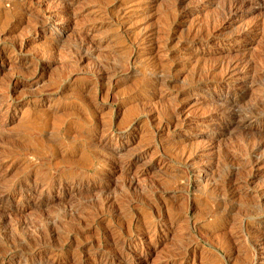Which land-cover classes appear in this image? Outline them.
<instances>
[{"label": "rangeland", "instance_id": "obj_1", "mask_svg": "<svg viewBox=\"0 0 264 264\" xmlns=\"http://www.w3.org/2000/svg\"><path fill=\"white\" fill-rule=\"evenodd\" d=\"M244 1L0 0V264H264Z\"/></svg>", "mask_w": 264, "mask_h": 264}, {"label": "bare ground", "instance_id": "obj_2", "mask_svg": "<svg viewBox=\"0 0 264 264\" xmlns=\"http://www.w3.org/2000/svg\"><path fill=\"white\" fill-rule=\"evenodd\" d=\"M230 1L231 0H229V2H228V4L230 5ZM238 1V0H237ZM240 2V1H239ZM242 2V1H241ZM243 2H245L244 0H243ZM234 3H235V1H234ZM248 3V2H247ZM236 4V3H235ZM241 4V3H240ZM233 5V4H232ZM239 5V4H238ZM243 5V4H242ZM228 6V5H227ZM231 7V6H230ZM238 7V6H237ZM240 7V6H239ZM228 9V8H227ZM232 9V8H231ZM231 9H229V11L231 10ZM235 10V9H234ZM233 10V11H234ZM229 11H227L228 13H230ZM232 12V11H231ZM235 12V11H234ZM238 12V11H237ZM235 14V13H234ZM229 16V15H228ZM16 48V47H15ZM229 67V66H228ZM231 68V67H230ZM229 70V69H228ZM227 72V71H226ZM231 72V71H230ZM258 146V145H257ZM257 162H258V160H256ZM256 162V163H257ZM259 164V163H258ZM61 184V183H60ZM61 186V185H60ZM72 188V187H71ZM80 188V187H79ZM68 190V189H67ZM58 191V190H57ZM72 192V191H71ZM6 198V197H5ZM1 212V211H0ZM1 215V214H0ZM117 253V252H116ZM25 257V256H24ZM105 261V260H104ZM23 263V262H22Z\"/></svg>", "mask_w": 264, "mask_h": 264}]
</instances>
